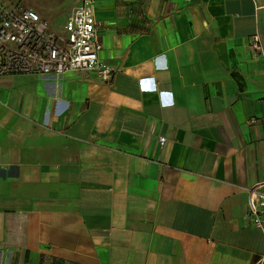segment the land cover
Wrapping results in <instances>:
<instances>
[{
    "label": "crops",
    "instance_id": "1",
    "mask_svg": "<svg viewBox=\"0 0 264 264\" xmlns=\"http://www.w3.org/2000/svg\"><path fill=\"white\" fill-rule=\"evenodd\" d=\"M263 5L95 0L109 81L0 76V264H264Z\"/></svg>",
    "mask_w": 264,
    "mask_h": 264
},
{
    "label": "built area",
    "instance_id": "2",
    "mask_svg": "<svg viewBox=\"0 0 264 264\" xmlns=\"http://www.w3.org/2000/svg\"><path fill=\"white\" fill-rule=\"evenodd\" d=\"M99 26L95 0H81L62 24V30L50 27L37 11L22 3L0 2V76L56 77L67 72L91 71L102 82L109 81L114 69L99 57L102 48ZM250 44L260 48L257 34L252 36ZM159 140L163 142L164 137ZM246 205L244 218L264 231L262 183L247 188ZM263 258L264 252L259 261Z\"/></svg>",
    "mask_w": 264,
    "mask_h": 264
},
{
    "label": "rangeland",
    "instance_id": "3",
    "mask_svg": "<svg viewBox=\"0 0 264 264\" xmlns=\"http://www.w3.org/2000/svg\"><path fill=\"white\" fill-rule=\"evenodd\" d=\"M32 1L34 2V0H28V2H30L29 3V5H31L32 4ZM58 23H49V25L50 26H52V27H54V28H59V29H61L62 30V27H61V25L63 24V19H61L60 21H57ZM58 26H60V27H58Z\"/></svg>",
    "mask_w": 264,
    "mask_h": 264
}]
</instances>
